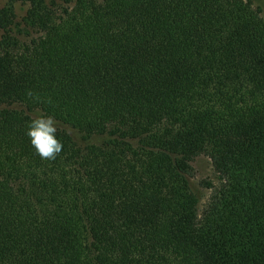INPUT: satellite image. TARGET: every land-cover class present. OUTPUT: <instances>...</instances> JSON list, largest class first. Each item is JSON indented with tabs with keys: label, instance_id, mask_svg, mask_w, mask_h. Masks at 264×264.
Instances as JSON below:
<instances>
[{
	"label": "trees",
	"instance_id": "1",
	"mask_svg": "<svg viewBox=\"0 0 264 264\" xmlns=\"http://www.w3.org/2000/svg\"><path fill=\"white\" fill-rule=\"evenodd\" d=\"M0 32V264H264L259 9L8 0ZM41 113L79 135L57 127L54 160L25 134Z\"/></svg>",
	"mask_w": 264,
	"mask_h": 264
},
{
	"label": "clouds",
	"instance_id": "2",
	"mask_svg": "<svg viewBox=\"0 0 264 264\" xmlns=\"http://www.w3.org/2000/svg\"><path fill=\"white\" fill-rule=\"evenodd\" d=\"M27 95L33 96V93L28 91ZM25 134L41 159L54 160L62 151L63 144L57 138V122L50 115L45 116L41 113L31 117L27 122Z\"/></svg>",
	"mask_w": 264,
	"mask_h": 264
},
{
	"label": "rangeland",
	"instance_id": "3",
	"mask_svg": "<svg viewBox=\"0 0 264 264\" xmlns=\"http://www.w3.org/2000/svg\"><path fill=\"white\" fill-rule=\"evenodd\" d=\"M244 1H249L254 8L259 9L261 12V17L264 18V0H244ZM45 2H50V0H45ZM7 3H8V0H0V9L5 7ZM25 11H26L25 6H21L20 4H16L14 6V12L17 17V20H19L24 15ZM0 36H1V32H0ZM57 127H59L60 129H65L72 135V137L75 140L79 141V135L76 132L68 128H63L62 126L57 125ZM192 167L194 170V177L192 180V185L198 190V194L201 198L200 208L202 209V207L206 203L207 197L209 196V191L200 188L199 182H202V181L214 182L215 178H214V174H213L210 162L205 157L201 156V157L196 158L192 162Z\"/></svg>",
	"mask_w": 264,
	"mask_h": 264
}]
</instances>
